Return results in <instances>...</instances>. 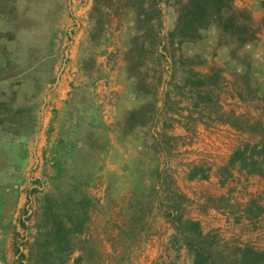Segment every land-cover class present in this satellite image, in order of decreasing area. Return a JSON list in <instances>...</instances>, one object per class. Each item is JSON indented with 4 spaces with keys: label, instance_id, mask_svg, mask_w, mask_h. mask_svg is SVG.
I'll use <instances>...</instances> for the list:
<instances>
[{
    "label": "rangeland",
    "instance_id": "rangeland-1",
    "mask_svg": "<svg viewBox=\"0 0 264 264\" xmlns=\"http://www.w3.org/2000/svg\"><path fill=\"white\" fill-rule=\"evenodd\" d=\"M182 1L159 0L166 49L136 67L127 16L91 38L92 0H0V264H191L175 211L199 222L215 264L264 250V173L227 164L264 129L222 120L264 125V0H233L257 30L238 49L214 48L212 26L196 47L168 44ZM190 70L216 77L196 94ZM55 215L69 251L48 231Z\"/></svg>",
    "mask_w": 264,
    "mask_h": 264
},
{
    "label": "trees",
    "instance_id": "trees-1",
    "mask_svg": "<svg viewBox=\"0 0 264 264\" xmlns=\"http://www.w3.org/2000/svg\"><path fill=\"white\" fill-rule=\"evenodd\" d=\"M125 16L128 17V22L133 29V33L127 40L129 43L127 52L133 54L132 62L137 67L143 64L146 54L152 52L156 53L153 60L159 64L163 53L161 51L158 53L157 48L166 49L163 35L159 34V0H92L89 11L91 24L89 36L96 37L103 28L105 29L104 26L108 25L112 17L118 19ZM211 26L216 30V44L227 45L228 41H231L233 49H238L253 40L257 32L256 27L252 25L249 10L246 7L235 6L233 0H183L177 7L173 26L166 33L167 43L178 44L181 41L198 40L202 37V30ZM2 61L3 59H0V70L8 65L7 60ZM215 77V73L208 75L191 71L189 80L196 94H199L201 91L199 86L205 85L207 81H214ZM224 116L223 122L234 129L247 131L249 129L256 132L258 127L262 128V131L264 129V125L258 119L234 110L229 109ZM227 164L236 166L238 170H243L246 174L264 173V136L252 143L244 141L237 145L229 154ZM200 169V167L192 166L188 176L194 177L197 172H200L199 175L205 177L206 174L201 173ZM171 213L170 221L175 222L178 231L182 233L184 244L191 250V264H215L214 250L205 243L204 239L207 236L201 231L199 222L196 219L184 218L176 211ZM82 220V218L75 219L74 227L81 226ZM72 230L73 228L70 225H64L57 215L51 219L48 227L59 248H66L68 251L71 250L69 244ZM78 257H75V261ZM225 261H227L226 264H264V250L243 244L238 247V252L232 258Z\"/></svg>",
    "mask_w": 264,
    "mask_h": 264
},
{
    "label": "crops",
    "instance_id": "crops-1",
    "mask_svg": "<svg viewBox=\"0 0 264 264\" xmlns=\"http://www.w3.org/2000/svg\"><path fill=\"white\" fill-rule=\"evenodd\" d=\"M209 41V40H208ZM198 42H200V40L199 41H195V42H189V45H191V47H193V46H197L198 44H202V43H198ZM205 41H203V43H204ZM209 42H212V45H213V47L214 48H222V47H224V48H226L225 47V45H223V44H216V36H213L212 37V41H209ZM194 49V48H193ZM196 49V48H195ZM227 50V49H226ZM227 56V58H229L228 57V55H226ZM231 57V56H230Z\"/></svg>",
    "mask_w": 264,
    "mask_h": 264
}]
</instances>
